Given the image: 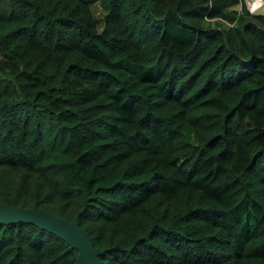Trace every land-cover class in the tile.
<instances>
[{
  "label": "trees",
  "instance_id": "obj_1",
  "mask_svg": "<svg viewBox=\"0 0 264 264\" xmlns=\"http://www.w3.org/2000/svg\"><path fill=\"white\" fill-rule=\"evenodd\" d=\"M239 1L0 0V199L78 214L101 264H264V14ZM77 251L0 222V264Z\"/></svg>",
  "mask_w": 264,
  "mask_h": 264
},
{
  "label": "water",
  "instance_id": "obj_2",
  "mask_svg": "<svg viewBox=\"0 0 264 264\" xmlns=\"http://www.w3.org/2000/svg\"><path fill=\"white\" fill-rule=\"evenodd\" d=\"M33 222L63 237L77 248V264H101L99 255L105 249L93 244L87 230L79 223L78 214L69 220L37 206L13 205L0 199V222Z\"/></svg>",
  "mask_w": 264,
  "mask_h": 264
},
{
  "label": "rangeland",
  "instance_id": "obj_3",
  "mask_svg": "<svg viewBox=\"0 0 264 264\" xmlns=\"http://www.w3.org/2000/svg\"><path fill=\"white\" fill-rule=\"evenodd\" d=\"M239 6V5H238ZM92 11L97 19L98 28L101 29L104 24V18L105 14L107 12V8L104 7L99 1H95L91 4ZM84 83V82H81ZM76 87H79V85H74ZM187 126L186 131H189L188 134L190 136V139L196 140L195 135L190 131V129Z\"/></svg>",
  "mask_w": 264,
  "mask_h": 264
},
{
  "label": "built area",
  "instance_id": "obj_4",
  "mask_svg": "<svg viewBox=\"0 0 264 264\" xmlns=\"http://www.w3.org/2000/svg\"><path fill=\"white\" fill-rule=\"evenodd\" d=\"M238 5L236 7L240 10L243 8V5H245L251 13L264 14V0H240Z\"/></svg>",
  "mask_w": 264,
  "mask_h": 264
}]
</instances>
